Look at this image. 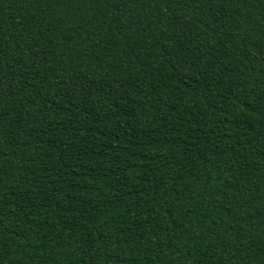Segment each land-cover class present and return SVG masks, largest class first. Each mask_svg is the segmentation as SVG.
Here are the masks:
<instances>
[{"label": "trees", "instance_id": "trees-1", "mask_svg": "<svg viewBox=\"0 0 264 264\" xmlns=\"http://www.w3.org/2000/svg\"><path fill=\"white\" fill-rule=\"evenodd\" d=\"M0 264H264V0H0Z\"/></svg>", "mask_w": 264, "mask_h": 264}]
</instances>
